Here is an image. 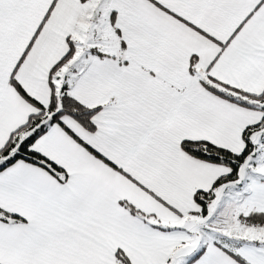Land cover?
<instances>
[{"label": "snow or ice", "instance_id": "1", "mask_svg": "<svg viewBox=\"0 0 264 264\" xmlns=\"http://www.w3.org/2000/svg\"><path fill=\"white\" fill-rule=\"evenodd\" d=\"M0 264H264V0H0Z\"/></svg>", "mask_w": 264, "mask_h": 264}]
</instances>
